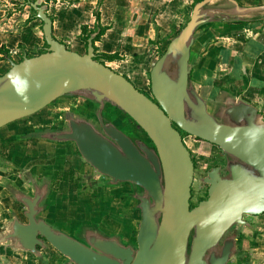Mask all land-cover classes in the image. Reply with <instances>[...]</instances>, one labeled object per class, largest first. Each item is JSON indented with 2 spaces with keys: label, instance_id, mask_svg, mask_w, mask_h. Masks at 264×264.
I'll return each mask as SVG.
<instances>
[{
  "label": "water",
  "instance_id": "95a60500",
  "mask_svg": "<svg viewBox=\"0 0 264 264\" xmlns=\"http://www.w3.org/2000/svg\"><path fill=\"white\" fill-rule=\"evenodd\" d=\"M213 1L195 3L188 22L152 65V96L96 59L95 35L88 38L85 53L69 49L54 36L53 19L42 0L29 2L43 22L48 46L45 52L11 61L0 75V129L62 96L86 94L129 115L154 148L105 122L102 107L97 112L100 128L68 112V130L46 135L75 142L84 160L112 182H131L142 189L135 195L141 213L136 248L97 230L84 234L85 244L38 218L42 192L20 197L27 222L15 217L4 240L36 254L46 240L71 264H228L237 252V234L228 231L248 225L245 215L264 213V115L254 104L232 98L222 110L226 120L219 121L191 86V48L203 23L244 20L264 12V4L241 6L229 0L233 8L225 14L205 8ZM183 132L216 144L227 155L228 174L222 175L219 167L209 171L203 179L210 184L208 197L194 206L195 166Z\"/></svg>",
  "mask_w": 264,
  "mask_h": 264
},
{
  "label": "rangeland",
  "instance_id": "374dc122",
  "mask_svg": "<svg viewBox=\"0 0 264 264\" xmlns=\"http://www.w3.org/2000/svg\"><path fill=\"white\" fill-rule=\"evenodd\" d=\"M259 1L263 3H258ZM29 2L28 0H0V38L15 35L18 40L21 33L23 36L28 35L31 39L28 43L29 47L26 45L17 47L20 49L18 53H15L17 59H22L20 54L22 52L23 55V50L40 52L39 45L46 49L42 21L37 18L32 19L31 22L28 20L30 16H36L37 13ZM196 2L197 0H42L46 11L53 19L55 36L69 49L80 53L87 51L84 36L86 37L89 31L94 29L96 31L91 34L96 36L101 24L118 21L119 42L117 43L115 36L111 33L106 44L107 50L115 48V53L118 54L122 53V47L127 54H133L134 46H138L141 40H145L142 36L148 35V29H154L151 38L154 41L158 40V43L150 44L151 49L146 61L147 69L144 70V76H142L143 80L141 79L143 71H138L134 76L127 71L128 67L134 66L135 56L127 57L126 53L123 56L118 55L117 63L99 57L103 63L125 75L137 88H142L151 94L150 69L166 50L171 39L188 22ZM237 2L241 6L264 4V0H237ZM210 7L222 9L225 13L227 9L233 8V3L229 0H214L205 8ZM233 15L237 18L239 16ZM242 18L244 21L258 18L264 20V12L246 15ZM85 25L86 32L83 31ZM129 45L133 47L130 46V48ZM96 48V55L101 54V47L97 45ZM142 58V56L137 58L138 68L144 66L141 64ZM125 60H130L126 66ZM198 60L200 58H192L190 64L193 70L199 64ZM202 78L206 80L204 75ZM190 80L191 86L199 92L198 89H202L199 85L202 83L196 84L193 79ZM232 98L228 93L218 91L216 96L205 100L209 111L219 121H225L226 117L222 110L228 106L226 103L228 99ZM101 107L103 118L124 128L132 138L136 137L133 134L135 125H128V117L118 107L108 102L101 104L86 94L62 96L39 112L0 129V159L3 161L0 165V181H2L0 184L8 186L9 190L3 192L2 189L3 193L0 195V264H71L68 257L53 250L50 245L40 246L37 254H31L17 247L13 240L3 239L8 232H11V224L15 217L23 222L27 221L24 214L27 207L20 197L23 195L34 197L37 192L44 194L39 202V208L48 209L50 206L48 200L59 206V209L48 213L40 209L37 214L38 218L47 219L48 223L58 226V229L68 235L81 238L82 233L90 229H99L105 235H117L116 237L124 244L137 247L134 237L141 215L138 210L139 201L135 195L142 191L131 182H119L118 186L111 184L107 177L100 174L82 156H80V162L81 164L85 162V164L78 168L75 162H78L79 150L75 142L53 140L46 136L50 131L68 130L66 119L68 112L73 113L75 117L87 119L100 128L97 112ZM184 134L186 133L183 132ZM184 136L186 146L197 160L195 185L193 184L194 201L196 202L206 189L203 180L206 172L211 166L221 164V160L217 157L220 149L195 136ZM226 166L222 165L223 175L228 174ZM92 171L93 174L97 172V175H94L97 178L95 182L91 176H88ZM8 175L11 176L8 180L15 177L20 179L18 185L3 184ZM98 175L100 177H97ZM68 191L77 192L78 197L72 200L68 197ZM47 193L53 199L46 200ZM5 195L10 197L6 199L8 202L3 199ZM51 219L54 220L50 221ZM235 229L245 230L243 226ZM231 261L239 263L240 257L233 256Z\"/></svg>",
  "mask_w": 264,
  "mask_h": 264
},
{
  "label": "crops",
  "instance_id": "0c3cea01",
  "mask_svg": "<svg viewBox=\"0 0 264 264\" xmlns=\"http://www.w3.org/2000/svg\"><path fill=\"white\" fill-rule=\"evenodd\" d=\"M258 3L263 2L259 1ZM28 20L29 22L32 21V19ZM102 25L107 26L108 28L106 29L104 34L101 35L99 40L95 41V44L96 46L98 45L101 47V54H114L115 48L107 50L106 44L108 43V36L109 38L111 37V33L115 36L117 43L119 42L120 27L118 25V21H116L115 23L109 22L108 24ZM152 31L155 30L148 29V35L142 36L145 40H141L138 43V46H134L135 50L133 54H127L126 52H124L123 47L121 49L122 53L118 54L119 56H123L124 53H126L127 57L132 55L135 56L134 66L128 67L127 71H130L131 76L137 74L138 71H143L141 73L142 80V76H144V70L147 69L146 61L148 58L149 50L151 49L150 44L158 43V40L154 41V39L151 38L153 37L151 35ZM22 36L23 35H21L20 33V38L18 40L16 38L17 36L15 37V35H8L6 37L4 36L0 38V75L5 73L11 67V61L18 62L21 60V58L17 59L15 57V53H18V50L20 51V49H17L18 46L20 47L26 45V47H29L28 43L31 42V39L28 37V35H24L23 38ZM130 46L131 45H129V47ZM38 48L41 49L42 46L39 45ZM6 50H9V56L7 57L5 56ZM10 52L12 53V55ZM36 53L37 52L35 51L26 49L23 50V55L21 52L20 56H22L23 58L25 54L30 56ZM139 56L143 57L141 64L144 66L142 68H138V64L136 63ZM193 57L197 59L200 58V60H198L199 64L194 68V70L191 67L190 78L193 79V82H195L196 84L202 83L199 85L200 87H202V89L198 90L206 100L211 96H216L218 91H221V93L225 92L232 96L234 99H243L251 104H254L264 115V20H261V18L245 21L217 20L203 23L198 27L195 33V40L191 48L190 62ZM129 61L125 60V66L127 65V63H129ZM112 62L117 63V58L115 60H112ZM119 64H121V62ZM219 71H221V73H218ZM203 75L205 76L206 80H203ZM13 140L16 141L15 139ZM80 156V153L77 154L78 162H75L78 168L85 164V162L81 164ZM2 163L3 161H1L0 159V165ZM20 170H22V168ZM30 171L33 172L32 170ZM94 175H97V172L96 174H93L92 171L90 175H88L92 177L93 182L97 181V178ZM8 177L11 176L8 175L3 184L8 183L10 185H18V183L20 182L18 181L20 179H18L17 177L9 180ZM97 177H100V175H98ZM108 181H110L111 184H117L116 186L119 185V182L114 183L111 180ZM7 187L8 186L0 184V195L5 190L9 191ZM2 189L3 192H1ZM68 192V197L72 198V200L78 197L77 192ZM9 198L10 197H8L7 195L3 197V199L5 200ZM45 199H53V197L49 193H47ZM48 201L50 206L48 209L44 207L43 211L45 213H48L51 210L55 211L59 209V206L56 203L52 202L51 200ZM44 218H46V216ZM52 220L54 219H51L50 221ZM249 222L250 225L244 226L245 230H240L241 241L240 243H237V252L233 256H237L238 258L240 257V264H264V213L250 216ZM51 225L55 228L58 227L53 225L52 223ZM97 231H99V229ZM137 232L134 237L135 239ZM101 233L103 234V232ZM107 236L117 235L108 234ZM29 253L33 254V252L30 251ZM230 262L233 264H239L238 262L234 263L231 260L229 261V263Z\"/></svg>",
  "mask_w": 264,
  "mask_h": 264
},
{
  "label": "flooded vegetation",
  "instance_id": "af4514ba",
  "mask_svg": "<svg viewBox=\"0 0 264 264\" xmlns=\"http://www.w3.org/2000/svg\"><path fill=\"white\" fill-rule=\"evenodd\" d=\"M149 85H150V77H149ZM140 90H142L143 92H145L147 95H149V96H152V94L151 93H149V92H147L146 90H144V89H142V88H139ZM150 89H151V86H150ZM125 115V114H124ZM127 116V115H126ZM128 117V116H127ZM128 119H129V122H128V125H135V127L136 128H134L133 126V129H134V132H133V134H135L136 135V137L134 138H132L130 135H128L127 134V132L128 131H126L124 128H121L120 126H118L117 124H115L113 121H108L106 118H104V120H105V122H112V123H114L119 129H121L122 131H124L128 136H130L134 141H137V140H142V141H144L146 144H147V146H149V147H151V148H154V145H153V143L151 142V140L148 138V136H147V134L145 133V132H143L142 130H141V128H139L138 126H137V124H135L134 123V121H133V119L131 120V117L129 118L128 117ZM175 125V124H174ZM124 129V130H123ZM132 133V132H131ZM185 135V134H184ZM183 135V139H184V136ZM198 139H200V138H198ZM184 143H185V141H184ZM212 145H214V146H216L218 149H220V152H218V158L221 160V164L223 165V166H226L227 165V155H226V153H224L223 152V150L219 147V146H217L216 144H213V143H211ZM186 145V144H185ZM188 148V147H187ZM191 152V151H190ZM191 155H193V153L191 152ZM194 156V155H193ZM192 156V159H193V161H194V166H195V174H194V182H193V184L195 185V178H196V172H197V160H196V158L195 157H193ZM223 162V163H222ZM221 164H219V165H216V166H211L210 167V169L206 172L207 174H206V176L208 175V172L209 171H211L214 167H219L220 168V173L223 175V167H222V165ZM205 176V177H206ZM105 177H107V176H105ZM108 178V180H111V178L110 177H107ZM205 184H206V189L204 190V192H203V194L201 195V196H199V198H197V201L195 202L194 201V198H195V188H194V186L192 185V197H191V199H190V202H191V206H194V205H197L198 203H199V201H201L202 199H205V198H207L208 197V189H209V186H210V184H208V183H206L205 182ZM136 187H138L139 188V190L140 191H142V189L139 187V186H136ZM140 210V209H139ZM255 216V215H254ZM249 218H250V215H245V220L248 222V225H250V222H249ZM47 221V220H46ZM27 222V221H26ZM248 225H242L243 227L244 226H248ZM236 227H238V226H235V227H233V228H231L229 231H228V234H232L233 232H236L237 230L235 229ZM241 230V229H240ZM240 230H238L236 233H237V236H236V238H237V243L239 242L240 243V241H241V238H240V236H241V231ZM85 234V233H84ZM84 234H82V236H81V238H77V239H79L81 242H83V243H85V244H87V241H86V239H85V237H84ZM44 244H46V245H50L51 247H53L49 242H47L46 240L44 241ZM45 245V246H46ZM38 249H40V246H38ZM53 250H55V251H57L58 253H60L58 250H56L54 247H53ZM31 252V251H30ZM61 254V253H60ZM62 255V254H61ZM69 260V259H68ZM229 263V262H228Z\"/></svg>",
  "mask_w": 264,
  "mask_h": 264
},
{
  "label": "trees",
  "instance_id": "16d2710c",
  "mask_svg": "<svg viewBox=\"0 0 264 264\" xmlns=\"http://www.w3.org/2000/svg\"><path fill=\"white\" fill-rule=\"evenodd\" d=\"M28 1H33V0H28ZM35 1V0H34ZM198 1H200V0H197V2ZM34 11H36L34 8H32ZM99 15V14H98ZM98 15H97V18H98ZM34 18H37L35 15H32V16H30V18L29 19H34ZM52 18V17H51ZM99 18H100V15H99ZM43 23V22H42ZM108 27L107 26H103L102 24H101V26L98 28V32H97V34H96V36L94 37V39H93V41H94V45H95V41H97V40H99V38L101 37V35H103L104 34V32L106 31V29H107ZM83 31L84 32H86L87 31V27H86V25L85 26H83ZM94 31H96L95 29L94 30H90L89 31V33H88V35L85 37L84 36V42H85V45H86V49H87V47H88V38H89V36H90V34L91 33H93ZM44 44L46 45V47L48 46L47 45V43H46V41H45V38H44ZM69 48V47H68ZM45 50L46 49H43V48H41V51L40 52H37L36 54H33V55H37V54H40V53H42V52H45ZM95 50H97V48H96V46H95ZM33 55H30V56H33ZM98 55H100V56H98ZM97 56H96V59L97 60H99V57H104V58H107V59H110L111 61L112 60H115L116 58H118L119 56H118V53H114V54H107V53H103V54H98ZM5 56L7 57V56H9V50H6L5 51ZM29 56V55H28ZM23 59V58H22ZM21 59V60H22ZM99 61H101V60H99ZM102 62V61H101ZM123 112V111H122ZM124 113V112H123ZM125 115H127L126 113H124ZM129 118H130V116L129 115H127ZM131 120H132V118H131ZM134 121V120H133ZM134 123L136 124V122L134 121ZM142 130V129H141ZM143 131V130H142ZM144 132V131H143ZM185 135H189V134H185Z\"/></svg>",
  "mask_w": 264,
  "mask_h": 264
}]
</instances>
